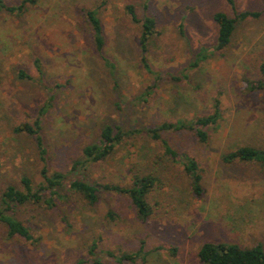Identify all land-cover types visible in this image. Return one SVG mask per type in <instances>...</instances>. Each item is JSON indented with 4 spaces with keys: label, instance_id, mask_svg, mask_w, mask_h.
<instances>
[{
    "label": "rangeland",
    "instance_id": "374dc122",
    "mask_svg": "<svg viewBox=\"0 0 264 264\" xmlns=\"http://www.w3.org/2000/svg\"><path fill=\"white\" fill-rule=\"evenodd\" d=\"M5 1L14 5L22 0ZM129 1L141 20L152 15L158 22L160 35L149 46L150 71L140 62L141 24L125 14ZM97 6L107 40L104 54L116 66L113 71L95 53L80 11ZM235 6L238 12L261 15L239 21L231 44L220 52L214 50V15L235 17L227 0H41L24 17L0 15V203L7 187L22 189L23 176L34 186L42 181L35 138L15 129L33 124L54 93L41 136L50 172L66 175L59 189L64 199L57 198L56 206L27 204L17 210L35 242L8 240L0 223V264H95L94 259L103 264H200L198 253L208 242L264 246V168L223 161L239 146L264 150V93L247 89V81L261 78L264 0H235ZM20 69L32 79L19 78ZM216 101L222 119L206 144L189 131L162 135L179 154L198 161L201 197L193 193L183 165L143 132L106 161L72 170L105 124L136 131L191 121L213 113ZM131 171L160 178L148 196L153 215L146 222L137 218L128 196L106 193L90 206L68 187L76 177L130 185ZM141 248L147 257L134 262L120 263L108 254L120 257Z\"/></svg>",
    "mask_w": 264,
    "mask_h": 264
},
{
    "label": "trees",
    "instance_id": "16d2710c",
    "mask_svg": "<svg viewBox=\"0 0 264 264\" xmlns=\"http://www.w3.org/2000/svg\"><path fill=\"white\" fill-rule=\"evenodd\" d=\"M41 0H22L19 4L9 5L5 0H0V15L8 13L17 17H24L32 7H35ZM235 11V17L231 18L225 13H216L214 21L218 25V41L214 48L216 52L225 50L232 42L233 35L236 31L237 23L248 18L260 17V12L243 11L238 12L235 6V0H227ZM100 6L91 8H82L81 14L84 18L87 31L91 37L94 51L99 55L105 66L113 71L116 66L105 56L104 50L107 44L104 23ZM147 8V7H146ZM125 14L135 24H141L140 36L138 40V49L140 62L144 69L150 71L148 62L149 46L154 38L160 35L158 22L155 16L145 15L141 20L138 17L137 8L133 2H128L125 6ZM214 51V53H215ZM204 58V57H203ZM197 63H194L196 65ZM35 66L40 74L43 73L40 60L35 61ZM261 78L255 81H247V89L249 92L264 93V62L260 66ZM19 78L32 79L23 69L19 70ZM151 87L147 89L142 99L146 101L145 96L150 95ZM55 99V93L48 99L46 104L41 107L39 115L35 118L33 124L23 123L16 129V133H26L33 136L37 143L40 161L43 164L41 169L42 181L34 186L33 181L28 176H23L21 180L22 189L9 186L3 193L0 203V223L6 228V238L8 240L24 239L27 242H35L34 235L30 227L25 225L23 221L17 218V210L27 204L45 205L48 208L56 206L55 200L64 199L59 189H61L66 180V175L62 172L51 173L49 169V161L47 160V152L43 144L41 131L43 128V117L48 113ZM222 119L220 102L216 101L213 113L209 115L199 116L191 121L178 120L175 123L164 122L156 126L148 127L146 130L125 131L121 125L117 123L105 124L99 132V136L94 144L87 145L82 150V156L74 161L72 170L87 169L91 165L104 162L113 156L119 146L129 140L137 132H143L151 139L160 141L164 145L165 155L173 162L181 163L184 167V173L191 182L193 193L201 197L204 193L203 174L198 161L188 155H181L175 151L168 141L163 138L165 132L189 131L193 133L198 141L206 144L209 141V131L217 130L220 127ZM225 164L234 163H254L264 168V150L253 145L239 146L223 155ZM131 184L120 185L114 183H99L97 181H89L83 177L74 178L68 187L71 191L82 196L88 205H96L104 194L115 193L128 196L136 216L142 222L153 215V210L148 202V196L157 188L160 178L153 174H139L131 171ZM114 218L113 212L108 214ZM96 242L90 248V255L94 258ZM141 248L137 252L124 253L120 257L113 252L108 254L115 257L120 263L134 262L143 254ZM198 258L200 264H264V246L256 244L253 247H242L239 244L219 242L205 243L199 253ZM145 261V260H143ZM95 264H103V262L94 259Z\"/></svg>",
    "mask_w": 264,
    "mask_h": 264
}]
</instances>
